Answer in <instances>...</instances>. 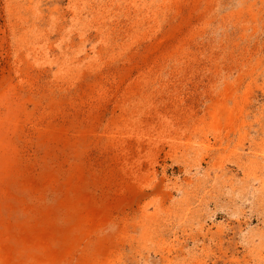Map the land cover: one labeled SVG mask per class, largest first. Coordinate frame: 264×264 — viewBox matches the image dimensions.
<instances>
[{
    "label": "rangeland",
    "instance_id": "rangeland-1",
    "mask_svg": "<svg viewBox=\"0 0 264 264\" xmlns=\"http://www.w3.org/2000/svg\"><path fill=\"white\" fill-rule=\"evenodd\" d=\"M0 264H264V0H0Z\"/></svg>",
    "mask_w": 264,
    "mask_h": 264
}]
</instances>
